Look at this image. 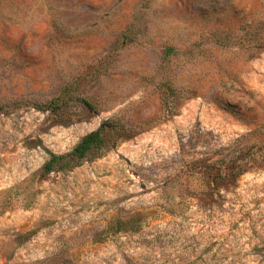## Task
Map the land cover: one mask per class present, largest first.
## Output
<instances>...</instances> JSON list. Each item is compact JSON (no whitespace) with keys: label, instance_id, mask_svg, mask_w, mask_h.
Returning <instances> with one entry per match:
<instances>
[{"label":"rangeland","instance_id":"374dc122","mask_svg":"<svg viewBox=\"0 0 264 264\" xmlns=\"http://www.w3.org/2000/svg\"><path fill=\"white\" fill-rule=\"evenodd\" d=\"M0 264H264V0H0Z\"/></svg>","mask_w":264,"mask_h":264},{"label":"trees","instance_id":"16d2710c","mask_svg":"<svg viewBox=\"0 0 264 264\" xmlns=\"http://www.w3.org/2000/svg\"><path fill=\"white\" fill-rule=\"evenodd\" d=\"M173 53L175 51L170 48L166 56L169 57ZM168 91L170 94H174L175 88L169 86ZM81 102L89 109L95 108L93 103L87 99H81ZM38 107L61 109L63 103L61 102V98H56L48 104L38 105ZM135 134V128L127 125L118 118H108L102 121L98 128L81 137L69 151L64 153L49 152V157L42 166L40 176L45 177L52 172L72 169L85 159L100 155L104 150L116 147L121 141L129 139Z\"/></svg>","mask_w":264,"mask_h":264}]
</instances>
